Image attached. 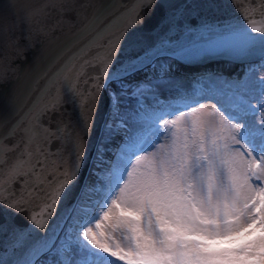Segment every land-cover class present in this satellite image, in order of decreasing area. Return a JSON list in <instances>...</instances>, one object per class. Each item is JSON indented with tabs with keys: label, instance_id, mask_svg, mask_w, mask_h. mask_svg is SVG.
<instances>
[{
	"label": "snow or ice",
	"instance_id": "1",
	"mask_svg": "<svg viewBox=\"0 0 264 264\" xmlns=\"http://www.w3.org/2000/svg\"><path fill=\"white\" fill-rule=\"evenodd\" d=\"M232 4L240 20L197 25L215 34L209 51L243 60L258 48L264 60V0ZM157 9L164 34L158 44L145 48L132 30ZM191 11L192 6L172 0H133L122 17L80 50L79 67L74 60L62 77L64 90L57 88L51 103L34 107L0 136V214L27 212L29 221L27 229H13L12 247L22 253L14 264H264V186L252 183L264 181V92L254 98L253 89L245 87L248 81L229 84L228 95L200 89L148 113L139 131L122 138L102 199L91 211L83 210L75 238L71 230L64 239L47 234L61 199L72 198L86 146L67 125L52 129L43 118L73 102L90 134L92 106H99L112 84L123 87L162 55L188 61L184 46L172 42L168 33L191 32ZM94 48L97 54L89 56ZM89 69L98 72L85 78ZM116 99L109 95L110 108ZM8 139L15 142L6 144ZM68 143L76 157L72 169L49 171ZM53 181L41 210H32L34 197ZM80 199L78 195L69 211H78ZM110 219V234L94 231L101 229V220Z\"/></svg>",
	"mask_w": 264,
	"mask_h": 264
},
{
	"label": "water",
	"instance_id": "2",
	"mask_svg": "<svg viewBox=\"0 0 264 264\" xmlns=\"http://www.w3.org/2000/svg\"><path fill=\"white\" fill-rule=\"evenodd\" d=\"M172 2L181 6H192V31L179 35L168 33L172 42L184 46L183 58L188 61L174 59L183 71L197 72L220 62H229L230 70L239 69V65L261 58L258 48L243 60L234 59L228 53L209 51L215 44V34L204 32L197 25L215 23L225 18L240 20L232 0H172ZM132 3L133 0H0V136L6 134L13 124L24 120L34 107L39 109L51 103L57 88L64 90L62 77L74 60L79 67L80 61L76 60V57L80 55V50L97 32L113 24L118 17H122ZM252 3L255 5L258 0H252ZM208 4L217 7L208 9L206 7ZM161 21L162 14L157 9L155 13L144 17L143 24H138L132 30L140 38L143 47L159 43L160 37L164 34L162 31L164 24ZM96 54L97 49L94 48L89 56ZM162 57L168 56L162 55L159 58ZM153 63L139 73L152 70ZM95 72H98V69H89L85 78ZM109 95L110 87L102 93L99 106H92L94 123L90 134L82 123L81 109L73 102L65 103L59 111L50 112L42 120V123L52 129L58 125H67L74 136L78 134L83 138V145L86 146L84 162L72 198H62L55 216L48 221L47 234L53 239H56L57 234L61 236L73 213L69 211V206L78 195H82L81 189H84L87 183L104 133V126L110 115ZM14 142V139L5 141L9 145ZM51 148L55 152L57 143L54 142ZM11 155L14 156L15 153ZM54 160L55 163L49 171L56 166L62 170L72 169L76 163L73 145L71 143L65 145L56 153ZM56 175L58 177L59 172ZM55 183L56 181H53L51 186L46 184L41 194L34 197L30 206L32 210L37 212L41 210L46 200L44 193L50 191ZM15 190L19 192L20 186L16 185ZM27 215V212L16 216L10 213L0 214V225L4 226V230L0 231V261L5 264L10 262L14 264L16 260L22 258V253L12 247V232L15 228L29 227Z\"/></svg>",
	"mask_w": 264,
	"mask_h": 264
},
{
	"label": "rangeland",
	"instance_id": "3",
	"mask_svg": "<svg viewBox=\"0 0 264 264\" xmlns=\"http://www.w3.org/2000/svg\"><path fill=\"white\" fill-rule=\"evenodd\" d=\"M225 63L212 64L211 67L207 66L197 72L189 73L183 71L174 59L159 58L152 65V70L130 77L124 81L123 87L117 84L110 86L111 95L117 99L111 106L110 115L100 140L99 151L79 200V209L72 213L60 239H64L65 234L70 230L72 238H75L76 221L83 214V210L91 211L97 201L102 199L107 185L108 171L123 144L122 138L126 137V134L139 131L143 117L156 110L162 102L170 103L171 99L168 101L164 98L167 91L175 88L173 87L175 84H183L179 85L183 90H192L194 83L198 81L206 86H212L211 94L228 95L231 91L229 84L236 81H248L249 84H246L245 87L250 86L253 89L254 98L259 99V93L264 92V82L259 81L264 76V67L261 66L255 70H249L248 73L242 72L241 75L232 76L227 73L230 70V65ZM154 93L157 94L153 96ZM150 97L152 98L149 99ZM211 103H215V100ZM252 103L255 104L256 99H253ZM208 107H211L210 103ZM252 183L254 186H264V181L253 179ZM100 223L102 224L101 229L94 228V231L110 234L111 219L101 220ZM117 264H124V262L117 261Z\"/></svg>",
	"mask_w": 264,
	"mask_h": 264
},
{
	"label": "trees",
	"instance_id": "4",
	"mask_svg": "<svg viewBox=\"0 0 264 264\" xmlns=\"http://www.w3.org/2000/svg\"><path fill=\"white\" fill-rule=\"evenodd\" d=\"M261 61L264 62V60L261 59ZM260 61V62H261ZM259 62H245L244 64H241L242 66H245L247 68H250V66H258L256 68H254L253 70L257 69V68H260L262 65H264V63L261 65V64H258ZM261 65V66H260ZM189 81V80H188ZM176 85L178 84H175L173 87H175ZM198 86V85H197Z\"/></svg>",
	"mask_w": 264,
	"mask_h": 264
},
{
	"label": "bare ground",
	"instance_id": "5",
	"mask_svg": "<svg viewBox=\"0 0 264 264\" xmlns=\"http://www.w3.org/2000/svg\"><path fill=\"white\" fill-rule=\"evenodd\" d=\"M226 65H231L229 62H226L225 63ZM151 69H148L147 71L149 72ZM229 72H227V73H229V75H232V73H237V75L239 74V72L237 71V70H234L233 69V71H232V69L231 70H228ZM91 173V172H90ZM89 176H90V174H89ZM89 176H88V179H89ZM88 179H87V181H88Z\"/></svg>",
	"mask_w": 264,
	"mask_h": 264
}]
</instances>
